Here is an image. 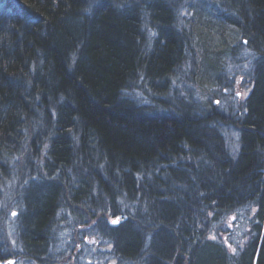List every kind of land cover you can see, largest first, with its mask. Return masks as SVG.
Instances as JSON below:
<instances>
[{
    "label": "trees",
    "instance_id": "1",
    "mask_svg": "<svg viewBox=\"0 0 264 264\" xmlns=\"http://www.w3.org/2000/svg\"><path fill=\"white\" fill-rule=\"evenodd\" d=\"M239 48L255 56L240 114L166 100L186 64L217 84ZM263 134L264 0H0V203L16 185L22 205L3 232L0 219V261L19 247L27 263L69 264L51 249L71 216L74 237L105 223L128 262L264 264ZM254 202V234L233 255L219 222Z\"/></svg>",
    "mask_w": 264,
    "mask_h": 264
},
{
    "label": "rangeland",
    "instance_id": "2",
    "mask_svg": "<svg viewBox=\"0 0 264 264\" xmlns=\"http://www.w3.org/2000/svg\"><path fill=\"white\" fill-rule=\"evenodd\" d=\"M181 16L185 17L186 13L183 12ZM198 57V53L194 55L196 61H198ZM254 59L253 53L239 48L235 57L231 56L229 58V65L225 67L222 77L219 80H214L217 81V84L213 83L211 85H200L197 83L198 80L191 79L190 71L192 67L190 64H186L183 69H179L169 80V89L167 88L168 90L166 91L169 97L166 100L175 103L177 98L188 97L189 99H193L196 104L198 103V110L202 115L210 114L213 111V105L223 114L228 116L238 115L243 111L247 96L254 88L251 72V65ZM147 92L150 95L148 90ZM141 96L142 93L139 97L142 98ZM152 97L150 98V102L143 100V104H153V99L159 98L157 94H154ZM163 114L167 115L165 112ZM223 133L227 138L231 153L238 155L241 145L238 144L239 135L237 134V129L234 126H224ZM15 186L10 187L9 190L12 191L7 192L4 200L0 203V208L2 209L0 219H4L1 223L2 229L0 228L2 232L5 231L3 227L8 228V226L16 222L14 215L18 214L21 210V203L17 200L13 202L14 196H16L15 191L13 193ZM9 193L11 194L9 195ZM12 197L14 198L12 199ZM6 210L8 211V215H6ZM259 210L260 208L255 202L248 203L219 222L218 227L220 232L223 237L226 236V239H228L227 245L233 255L237 256L240 254L245 245L251 240L254 234L253 224ZM97 222L98 220L96 221L95 218L87 220L84 226L86 229L84 230L83 228V230H79L80 232L77 231V238L74 237L75 219L71 216H65L64 219H60L58 225L55 226L57 244H55V249H51L54 255L52 257L65 258V261H67L70 255L74 254L75 249L78 248L73 261L69 262V264H143V262H128L116 257L114 255L113 244L108 240L109 231H107L105 223L98 225ZM5 233L7 234L8 241H10L11 237L8 230ZM80 233H82L83 238H79ZM77 242L81 244L79 245ZM18 249L19 247L15 248L13 253L16 254L15 252L22 251H18ZM16 261L15 257H11L8 260H1L0 264H34L31 262L27 263L24 260L20 261V259L18 262Z\"/></svg>",
    "mask_w": 264,
    "mask_h": 264
},
{
    "label": "flooded vegetation",
    "instance_id": "3",
    "mask_svg": "<svg viewBox=\"0 0 264 264\" xmlns=\"http://www.w3.org/2000/svg\"><path fill=\"white\" fill-rule=\"evenodd\" d=\"M263 135H264V134H263ZM242 141H243V138H242V134H241V142H242ZM259 151H260V160H259V162H260V166H259V168H260V169H258V174H259V177H261V178H260V186H261V184L264 183V182H263V181H264V148H263V147H260ZM241 153H242V148H241V150H240V152H239L238 157H240ZM262 180H263V181H262ZM14 217H17V214H15ZM76 250H77V249H75L74 254H73V255H70V257H69V259H70L71 261H73V257H74V255H75ZM76 258H77V256H76ZM16 259H17L16 262H18L19 259H18L17 257H16ZM69 259H67V260H69Z\"/></svg>",
    "mask_w": 264,
    "mask_h": 264
},
{
    "label": "bare ground",
    "instance_id": "4",
    "mask_svg": "<svg viewBox=\"0 0 264 264\" xmlns=\"http://www.w3.org/2000/svg\"><path fill=\"white\" fill-rule=\"evenodd\" d=\"M18 246V245H17ZM17 246H14V247H17ZM19 250H22V251H19ZM18 251L19 252H15L16 254H15V258L17 257L18 259H20V261L21 260H24V256L23 255H25V254H27L28 255V253H26L23 249H21V248H19L18 249ZM18 254H20V255H18ZM11 257H8V258H6V259H4V260H8V259H10Z\"/></svg>",
    "mask_w": 264,
    "mask_h": 264
},
{
    "label": "snow or ice",
    "instance_id": "5",
    "mask_svg": "<svg viewBox=\"0 0 264 264\" xmlns=\"http://www.w3.org/2000/svg\"><path fill=\"white\" fill-rule=\"evenodd\" d=\"M117 222H118V220L113 221V223H117Z\"/></svg>",
    "mask_w": 264,
    "mask_h": 264
}]
</instances>
